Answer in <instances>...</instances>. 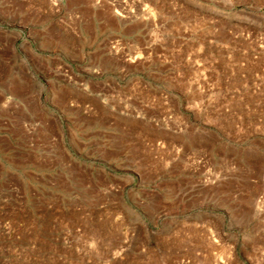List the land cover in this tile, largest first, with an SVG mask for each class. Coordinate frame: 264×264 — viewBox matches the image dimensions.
I'll return each instance as SVG.
<instances>
[{
	"label": "rangeland",
	"instance_id": "obj_1",
	"mask_svg": "<svg viewBox=\"0 0 264 264\" xmlns=\"http://www.w3.org/2000/svg\"><path fill=\"white\" fill-rule=\"evenodd\" d=\"M0 264H264V0H0Z\"/></svg>",
	"mask_w": 264,
	"mask_h": 264
}]
</instances>
